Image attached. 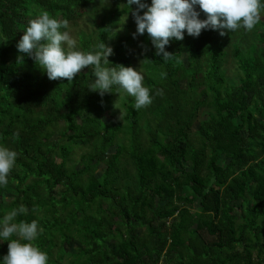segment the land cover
Listing matches in <instances>:
<instances>
[{
	"label": "trees",
	"instance_id": "1",
	"mask_svg": "<svg viewBox=\"0 0 264 264\" xmlns=\"http://www.w3.org/2000/svg\"><path fill=\"white\" fill-rule=\"evenodd\" d=\"M96 2L0 0V143L18 152L0 186V197L6 188L14 195L0 199V218L26 205L15 222L35 219L43 227L35 243L48 264H264V49L233 45L241 76L230 84L218 29L185 31L165 46L168 60L145 32L151 125L142 126L135 101L126 106V125H106L101 118L117 86L103 95L89 89L91 67L72 81L49 79L17 49L41 12L77 22ZM130 11L93 13L97 37L81 36V50L108 45ZM258 37L264 42V32ZM128 44L124 37L112 46L111 64L134 67ZM201 108L208 117L193 130ZM77 146L87 147L79 160ZM7 251L0 242V257Z\"/></svg>",
	"mask_w": 264,
	"mask_h": 264
},
{
	"label": "clouds",
	"instance_id": "2",
	"mask_svg": "<svg viewBox=\"0 0 264 264\" xmlns=\"http://www.w3.org/2000/svg\"><path fill=\"white\" fill-rule=\"evenodd\" d=\"M132 11L136 32H147L156 55L164 60L172 57L165 46L171 40H182L187 34L199 36L204 29L235 31L254 29L261 23L264 0H127ZM135 5V8H131ZM141 10H144L141 13ZM201 12L205 18H201ZM127 18V17H126ZM67 19H58L47 11L28 22L23 35L17 42L18 52L32 57L49 79L67 78L72 81L86 67H91L94 81L89 89L98 90L101 95L113 92L133 97L135 108L146 107L153 102L150 87L144 84V74L138 68L123 64L113 65L109 56L113 48L102 40L95 50L83 51L77 47V39L70 33ZM23 60V55L19 56ZM157 89L155 95H162ZM18 152L0 143V186L9 181L10 171L16 164ZM24 204L12 208L0 218V242H8V251L0 257V264H48L49 255L35 241L44 229L35 219L16 221L20 214H26ZM15 237V238H13Z\"/></svg>",
	"mask_w": 264,
	"mask_h": 264
},
{
	"label": "rangeland",
	"instance_id": "3",
	"mask_svg": "<svg viewBox=\"0 0 264 264\" xmlns=\"http://www.w3.org/2000/svg\"><path fill=\"white\" fill-rule=\"evenodd\" d=\"M127 0H97L96 3H92L89 5L90 12L83 18L79 19L77 22H69V31L70 33L77 39V47H80V38L81 36L84 38H88L90 35L97 37V25L96 20L94 19L93 13L97 12L100 15H104L111 10L116 8L123 9L125 8ZM135 5H132L131 8H135ZM127 17V18H126ZM136 32V22L133 16L132 11L122 14L120 16L119 22L115 25V27L111 30V38L108 39L111 47L117 44L122 38L128 37L129 44L125 47V51L131 55V59L133 61L134 67L138 68L144 74V84H147V78L149 74V70L144 66L143 61V53H144V42H143V34H138L135 38L133 37V33ZM264 32V13H262L261 23L258 24L254 29L250 31H246L244 28L237 29L235 31L225 30V34L221 35L219 33L220 38L225 42L227 58L225 61L224 69L226 73V77L230 84H235L238 82L241 71L238 68L236 59L232 55V48L234 44H238L244 51L249 50L251 47L254 48L255 51H260L264 49V42L259 40V34ZM182 61L184 64L187 63L186 55H183ZM111 106L105 110L104 115L102 116V121L106 125H116V120L119 119L123 125H126V106L134 101L133 97L127 96L125 93H115L111 99ZM142 112L139 113L140 121L143 127H149L151 123L148 121V114L145 110V107L140 108ZM208 117L207 108H201L198 112V118L193 126V130H196L197 126L201 121ZM125 135V136H124ZM118 136L122 137L123 142H127L128 134L126 133H118ZM124 136V137H123ZM54 138H57V134L54 135ZM89 148V147H88ZM87 151V147H76V160H79L80 155ZM114 151V147L111 148L110 152ZM224 162V160H223ZM79 165V163H78ZM186 169H190V164L185 163ZM102 166L100 165L97 171V176H101ZM13 191L9 188H6L5 192L2 194L3 201H9L13 197ZM199 209L198 202H195V207H193V211L197 212ZM72 248L75 244L72 242L68 245Z\"/></svg>",
	"mask_w": 264,
	"mask_h": 264
}]
</instances>
